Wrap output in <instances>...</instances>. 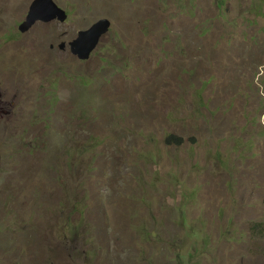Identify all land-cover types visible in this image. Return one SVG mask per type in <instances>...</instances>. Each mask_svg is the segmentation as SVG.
Here are the masks:
<instances>
[{
    "label": "rangeland",
    "instance_id": "374dc122",
    "mask_svg": "<svg viewBox=\"0 0 264 264\" xmlns=\"http://www.w3.org/2000/svg\"><path fill=\"white\" fill-rule=\"evenodd\" d=\"M33 1L0 0V264H264V0H54L21 33Z\"/></svg>",
    "mask_w": 264,
    "mask_h": 264
},
{
    "label": "water",
    "instance_id": "95a60500",
    "mask_svg": "<svg viewBox=\"0 0 264 264\" xmlns=\"http://www.w3.org/2000/svg\"><path fill=\"white\" fill-rule=\"evenodd\" d=\"M67 17L66 10L54 0H34L29 7L26 19L20 23L19 30L24 33L37 21L49 22L57 19L64 22ZM110 25L111 21L108 18H101L89 28L80 30L77 37L69 42L72 53L79 59H88L97 47L100 38L109 30ZM59 47L63 49L65 42L61 43Z\"/></svg>",
    "mask_w": 264,
    "mask_h": 264
},
{
    "label": "trees",
    "instance_id": "16d2710c",
    "mask_svg": "<svg viewBox=\"0 0 264 264\" xmlns=\"http://www.w3.org/2000/svg\"><path fill=\"white\" fill-rule=\"evenodd\" d=\"M183 141H184V139H183L182 137H180V136H175V135H172V134H170V135H168V136L166 137V142H167V143H171V142L181 143V142H183Z\"/></svg>",
    "mask_w": 264,
    "mask_h": 264
},
{
    "label": "flooded vegetation",
    "instance_id": "af4514ba",
    "mask_svg": "<svg viewBox=\"0 0 264 264\" xmlns=\"http://www.w3.org/2000/svg\"><path fill=\"white\" fill-rule=\"evenodd\" d=\"M66 12H67V11H66ZM67 14H68V12H67ZM68 15H69V14H68ZM55 20H57V19H55ZM63 42H65V41H62V43H63ZM60 44H61V43H60ZM60 44H59V45H60ZM66 44H67V43L65 42V47H66ZM69 45H70V44H69ZM65 47H64V48H65ZM64 48H63V49H64Z\"/></svg>",
    "mask_w": 264,
    "mask_h": 264
}]
</instances>
